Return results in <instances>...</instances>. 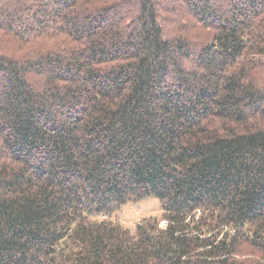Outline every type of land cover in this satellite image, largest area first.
<instances>
[{
  "label": "trees",
  "instance_id": "1",
  "mask_svg": "<svg viewBox=\"0 0 264 264\" xmlns=\"http://www.w3.org/2000/svg\"><path fill=\"white\" fill-rule=\"evenodd\" d=\"M0 264H264V0H0Z\"/></svg>",
  "mask_w": 264,
  "mask_h": 264
},
{
  "label": "rangeland",
  "instance_id": "2",
  "mask_svg": "<svg viewBox=\"0 0 264 264\" xmlns=\"http://www.w3.org/2000/svg\"><path fill=\"white\" fill-rule=\"evenodd\" d=\"M162 214L161 201L155 195L131 201L122 206L117 214L112 216L124 228L134 232L137 224L147 217H159ZM162 225H166L162 221Z\"/></svg>",
  "mask_w": 264,
  "mask_h": 264
},
{
  "label": "built area",
  "instance_id": "3",
  "mask_svg": "<svg viewBox=\"0 0 264 264\" xmlns=\"http://www.w3.org/2000/svg\"><path fill=\"white\" fill-rule=\"evenodd\" d=\"M164 223H166L165 221H163Z\"/></svg>",
  "mask_w": 264,
  "mask_h": 264
}]
</instances>
